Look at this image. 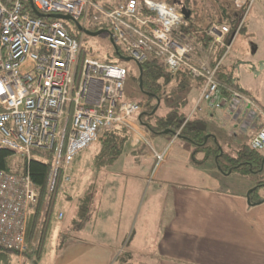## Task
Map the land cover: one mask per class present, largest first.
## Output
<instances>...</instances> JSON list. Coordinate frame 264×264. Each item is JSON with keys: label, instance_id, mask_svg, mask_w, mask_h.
Here are the masks:
<instances>
[{"label": "built area", "instance_id": "obj_1", "mask_svg": "<svg viewBox=\"0 0 264 264\" xmlns=\"http://www.w3.org/2000/svg\"><path fill=\"white\" fill-rule=\"evenodd\" d=\"M253 1L234 0L238 18L233 29L222 22L211 24L206 31L209 46L203 57L196 59L193 45L176 34L188 22L174 3L0 0V148L26 158L33 151L52 154V188L59 170L62 181H69L70 162L96 141L101 129H132L131 119L141 109L138 102L123 99L128 71L121 65L85 58L75 84L80 40L71 38L61 21L34 16L35 9L45 14L72 15L92 25H106L115 42L137 63L156 57L165 62L171 74L186 70L201 79L200 94L186 120L202 114L205 108L219 107L222 101L242 104L262 120L249 145L264 152V110L248 93L235 84L227 87L218 78L221 63L234 37L241 32L243 17ZM213 51L219 52V56L213 58ZM164 149L154 151L156 166L168 146ZM35 196L26 171L15 174L0 170V246L19 251L26 248L25 220ZM58 217H62L61 212Z\"/></svg>", "mask_w": 264, "mask_h": 264}, {"label": "crops", "instance_id": "obj_2", "mask_svg": "<svg viewBox=\"0 0 264 264\" xmlns=\"http://www.w3.org/2000/svg\"><path fill=\"white\" fill-rule=\"evenodd\" d=\"M237 13L238 11L235 9L233 15H235L236 19L238 18ZM230 37L231 33L226 36V40H229ZM253 48V51H255L256 45ZM224 75L231 77L232 82L238 88L255 99V96L248 89L241 88L233 80L231 73L225 74L222 70V76ZM173 80L172 82L176 83L175 86H177L176 91L190 94L188 106L190 112L200 94V82L193 81L190 83L191 81H188V85L185 84V87L181 88L178 80ZM231 103L228 100L220 103L219 107L223 108L225 112L223 113L224 117L228 118L230 123L238 117L242 118L239 120L240 122H235L234 125H231L233 128H229L228 131L223 132L222 126L217 127L215 125L218 120L216 108L212 110L205 108L202 114L198 116L205 122L207 139L211 138V143L218 140L226 142L227 148L233 147L230 144L238 136L237 133L235 134L231 131L235 127L243 133H249L246 136V140L243 141L247 142L248 137L255 134L258 127L262 124L261 120L256 129L249 131L248 126L252 124L251 121L257 115L242 104ZM262 109L264 110V108ZM131 121V127L134 128L135 132L134 130L132 131L133 128L121 126L126 129L128 135L117 138L120 143V152L111 160V163L103 164L99 162L102 142V140H99L97 142L99 144L94 143L95 147L92 144L85 149L87 152H79L70 162L71 164L67 170L70 172L71 180L76 174L82 175L81 173L86 172L88 169L96 171L93 176L95 178H97V175L99 177H112L117 183L115 177L122 175L123 170L119 171L111 167L122 156L123 147L128 143L127 148L134 149L137 142H139L134 138L136 137L135 135L143 134L144 136V134L149 133L140 126L139 120L137 122L132 117ZM160 135L162 134L153 135L155 138L151 140L158 147V152L165 150L164 148L169 145L167 143L170 140L166 142ZM178 146L180 148L179 152L173 153L171 152L172 150H169L175 149V147H168V152L165 154L163 161L157 166L158 174L156 175L155 186L160 196L156 200L149 199L145 207H142L141 213L139 210L141 221L137 227L136 223L131 230V225L127 226L126 230L131 232L128 237L126 232L124 234L126 235V250L123 251L129 252L138 262L140 261L139 264H264V200L260 204L257 203L262 198L257 201L253 200L252 191L249 196L250 204L246 201L247 192L250 188L255 187V184L253 186L249 185L251 187L242 188L241 182L244 179H241L240 176L232 178V173L234 172H220V169H217V166L215 167V162H209L208 157L203 161H195L192 159L193 147H189L186 144H179ZM77 156L81 158L78 167L73 163ZM236 173L240 175V173ZM73 174L75 175L73 176ZM106 183H108L107 179L103 181V185ZM93 184L94 182H90L85 185L84 190H79L77 196H75L76 199L78 200L79 196L90 187H92L94 197L96 192L94 193ZM164 184H167V188H165ZM106 186H102L101 200L98 198V206L101 209L102 207L105 209V214H111L114 217L117 211L116 208L106 204L109 199L120 200L121 193L124 190L118 185H112L111 188ZM261 187H264V185ZM172 188L175 192L174 194ZM132 190L138 192V188H133ZM125 191L128 192L127 189ZM58 205H61V198H59ZM98 206H94V211H97V209L100 211ZM119 212L120 210L117 211L118 215ZM91 220L90 235L94 232L97 223V219L94 216ZM121 239L118 241H122ZM109 251L108 249L104 264L112 263L113 259ZM91 254L93 258L91 257L87 262L89 264H97V260L102 257L101 255L104 252H93ZM140 254L148 255L145 263L140 260ZM65 257L62 256L59 259L61 264H68V262H65Z\"/></svg>", "mask_w": 264, "mask_h": 264}, {"label": "rangeland", "instance_id": "obj_3", "mask_svg": "<svg viewBox=\"0 0 264 264\" xmlns=\"http://www.w3.org/2000/svg\"><path fill=\"white\" fill-rule=\"evenodd\" d=\"M114 1V0H113ZM161 1V0H154ZM168 3L173 4V2H186L187 6L190 8L192 22H194L193 28L197 32L200 31V28L204 29L208 25V22L214 21L213 23H219V17L222 16L223 12L233 14L235 8L233 7L234 0H163ZM175 4V3H174ZM178 4V3H177ZM244 25L241 32H238L232 41L231 49L226 54L227 56L221 63V69L225 72V74L231 73L233 80L241 87L248 89L254 96L257 103L264 108V0H254L253 3L248 7L244 17ZM83 22V19L80 20ZM70 22V21H67ZM225 24V23H223ZM108 29V27H106ZM80 46L82 51V55H90L96 56L97 58H101L103 61L107 59L114 62L118 66H123L128 71V76L126 78L125 88H124V100H131L139 103H143L145 101L144 95L140 93H136L137 89V81L135 78L137 76V68L136 62L134 60L123 61L119 60L115 57L113 53V49L111 48V43L109 41V37L107 33H101L98 35L88 36L83 35L80 36ZM228 41V40H227ZM256 45V49L254 50V46ZM254 45V46H253ZM100 59V60H101ZM162 83V81L160 82ZM163 86V83L161 84ZM163 90L166 91L163 95V98L166 94H169V101H166V105L170 103L176 104L177 101L184 98L185 104L181 106V110L189 114L188 106H189V98L190 94L182 93L177 90V86H175L174 82H170L169 84L163 87ZM172 95V97L170 96ZM166 99V98H165ZM170 102V103H169ZM260 102V103H259ZM160 108V107H159ZM157 110L156 114L162 115L166 111V108ZM144 104L141 105L140 112L137 116L135 114L133 117L135 121L141 118V113L145 112ZM217 118L215 125L217 127L222 126V131H228V129H232L235 122H240L239 120L242 117L236 118L232 123L229 122V119L224 117L223 113L224 109L220 107H216ZM237 114V113H236ZM238 115V114H237ZM138 117V118H137ZM224 117V120H223ZM132 120V119H131ZM260 116H256L251 122L252 124L248 126L249 131H253L258 127L261 123ZM138 122V121H137ZM142 127V126H141ZM232 133H237L238 136L234 140L232 145L233 147L236 144L243 142L246 140L247 133H243L240 129L236 127L231 130ZM142 134V130H141ZM143 136V134H142ZM163 137L168 147L173 146L175 149H170L169 151L176 152L180 150L179 144H186L189 147L192 145L188 144L182 138H176L173 135L162 134L160 137ZM143 139L135 138L137 141V145L134 149H129L128 143L123 147L122 156L113 164L111 168L116 170H123V174L119 175L115 179L112 177H93L95 174L94 170H86V172L81 173L82 175L73 174L74 178L71 180V175L69 174V170H67V174L70 175L69 181L65 184L63 181L60 185L61 192L59 198H61V205L57 206V211L53 214V226L50 231V237L47 241V251L44 254V257L41 259V264H61L59 259L62 256L65 257V262L68 264H89L87 261L93 256L91 253L93 252H104L101 258L97 260V264H104V258L109 253L112 256V263L110 264H119L118 255L121 254V251H125V243L127 237L130 234V230L132 226L136 223L139 225L141 218L140 213L142 207H145L148 200L152 198L158 199L160 194L156 188V175L158 174L157 166L161 164V161L157 166V160L155 159L154 151H158V147L151 140L153 135L146 133L144 134ZM97 139L89 146L94 143L99 142ZM219 141V146L225 150L227 149L226 142L224 143L221 140ZM211 143V142H210ZM99 144V143H97ZM166 144V145H167ZM88 146V147H89ZM95 147L96 145H92ZM178 148V149H176ZM87 149V148H86ZM92 149V147H91ZM169 149V148H168ZM81 152H87L86 150H81ZM168 152V150H167ZM79 154V153H78ZM77 154V155H78ZM204 152H198L195 155V159L201 160ZM165 156V155H164ZM164 156L162 158H164ZM209 162L214 163L215 158L208 157ZM24 159L21 156L14 155V161L22 162ZM79 161L81 158L77 156L74 159L73 163L78 167ZM110 168V167H108ZM101 170V169H100ZM103 171V170H102ZM242 172V171H240ZM244 175V176H242ZM238 176L243 178L242 188H246L249 185L253 186L257 181L255 175L252 174H237L236 172L232 173V178H237ZM231 178V179H232ZM105 186L111 188L112 185H118L124 192L121 193L120 200L109 199L106 205H111L112 208H116L117 211L120 210L119 215L116 211L114 217L111 214H105V209L98 206V198L100 199L101 189L103 185V181H106ZM50 182V181H49ZM94 182L93 188H95V199L93 200V210L91 209V213L89 216V221L86 223H82L80 226H74L73 218L75 217L76 212V202L79 190H84L85 185ZM106 186V187H107ZM138 188V192L132 190L133 188ZM165 188H167V184H164ZM249 186V187H251ZM125 189L128 190L125 191ZM249 189V188H248ZM258 192L261 196L264 195V187H261ZM131 191V192H130ZM173 194L175 193L172 188ZM101 200V199H100ZM99 200V201H100ZM100 204V203H99ZM94 206H98L100 211H94ZM95 207V208H96ZM140 210V213H139ZM63 214V217L59 218V213ZM138 214V215H137ZM97 219V223L92 235H90V229L92 228V217ZM132 221V222H131ZM131 223V224H130ZM130 226V230H126L127 226ZM79 227V228H78ZM126 230V231H125ZM128 231V232H127ZM126 232V235H124ZM126 237V238H127ZM122 238V239H121ZM122 241H118V240ZM125 239V240H124ZM115 240V241H114ZM113 241V242H111ZM90 254H89V253ZM140 260L142 262H146L147 254H140ZM150 255V254H149ZM110 256V257H111ZM93 262V261H92ZM12 264H24V258L16 255L13 256ZM26 264V263H25Z\"/></svg>", "mask_w": 264, "mask_h": 264}, {"label": "trees", "instance_id": "obj_4", "mask_svg": "<svg viewBox=\"0 0 264 264\" xmlns=\"http://www.w3.org/2000/svg\"><path fill=\"white\" fill-rule=\"evenodd\" d=\"M175 5L179 9L183 7L188 13L186 17L188 24L185 27L178 28L176 34L186 37L187 41L193 45V54L196 59L203 57L202 55L206 52L210 40V37L207 35L206 31L214 21L208 22V25L204 27V29L200 28V31L196 33L193 28L194 22H192L191 11L186 2L184 1V3L181 2L180 4L175 3ZM236 21L235 15H229L226 12H223L222 16L219 17V22L228 25L230 30L233 29ZM99 26L103 27L105 30L107 29V26ZM68 33L69 36L80 40V36L76 33H73L70 30H68ZM117 48L119 49V52L125 56L123 49L119 46ZM112 49L115 55L114 48ZM82 51L83 50L81 49L77 60L76 79L79 73L78 70L84 57L86 56H81ZM211 55L213 58H216L219 56V52L213 51ZM104 62L115 64L114 62L108 60V58L104 59ZM139 65L141 66L142 70V85L140 89V81L138 80L140 71L136 65L138 70L137 76L135 78V81H137L136 93H149L147 96L144 95L146 100L143 101V103L138 102V104L142 106L144 104L145 107V112L141 113L142 116L139 119L142 123H145L143 129L145 128L152 135L162 134L161 132L167 130V133L174 135L180 129L177 137L182 138L189 145H192V159L196 161V153L203 151L204 154L202 159L198 161H203L207 157L215 158V167L219 166L220 172H226L231 169V172H238L240 174L250 173L255 175L257 181L255 182V189L252 192V198L256 201L261 198L264 199V195L259 196V190H257L264 184V152L256 151L251 147V145H249V141L252 136H254V134L248 137L247 142L238 144L236 147H229L225 150L222 148V146H219L218 141L210 143L212 141L211 138H208L207 141H205L204 137L206 136V125L204 124V120L198 117L199 114L192 115L188 120H186L189 114L187 115L181 110V106L186 103L185 99H180L176 104L169 102L170 104L166 105V101H169V96H167L169 94H166L163 98V95L166 92L163 90V87L174 81L173 79L178 80V84L181 88L185 87L184 85L187 84L188 81H191L190 83L193 81H199L201 85V79L193 77L186 70L179 71L176 74H171L168 69H166L163 60L156 57H152L150 60L142 62ZM218 78L220 82L227 87L234 84L231 77L226 75L222 76V69L219 70ZM161 81L163 86L161 85L162 83H160ZM222 92L226 93L224 90ZM170 96L172 97V95ZM155 97L159 98V104L157 103ZM163 107L166 108V111L162 113V115L156 114L158 108L163 109ZM152 111L154 112L152 113ZM124 135H128L126 129L117 126H114L110 129H105L98 135L97 139H102L101 153L99 156L100 161L98 160L99 162L103 164L111 163V160H113L120 152V143L117 138ZM14 155L16 154H14L11 150L0 148V170L15 174H21L22 172L26 171L31 179L32 188L35 190L36 200L34 203L30 204L27 209L28 213L25 220L26 224L24 232L26 248L23 251H19L17 249H9L4 246H0V264H12L13 256L16 255L24 258V264H41L40 261L47 251V241L50 237V231L53 226V214L59 204L58 195H60L61 192L60 185L62 183V171L59 170L56 173L57 176L51 188L49 182V173L53 165L52 154L49 152L42 154L33 151L32 157L29 159V161L24 159V161L22 160V162L17 163L14 161ZM91 188L92 187L81 194L77 200V211L75 217L72 219L75 227L89 221V216L92 209L91 206L94 199L93 190ZM118 257L119 264H139L140 262H138L137 259L129 252L122 251Z\"/></svg>", "mask_w": 264, "mask_h": 264}, {"label": "water", "instance_id": "obj_5", "mask_svg": "<svg viewBox=\"0 0 264 264\" xmlns=\"http://www.w3.org/2000/svg\"><path fill=\"white\" fill-rule=\"evenodd\" d=\"M173 3H176V2H173ZM178 4H180V2L178 1L177 2ZM180 11H182L183 12V14H184V16L185 17H187V15H188V13H187V11H185V9L183 8V7H181V9H180ZM33 13H34V15L37 17V16H40V17H52V18H55V19H62V20H66V21H73L74 22V24H75V27H77V30L79 31V32H81L82 34H85V35H88V36H95V35H98V34H101L102 32H104V30H96V31H94V32H92V31H90V30H88V29H86V28H84V27H82V26H80L79 25V23L77 22V21H75V20H73L72 19V17H70L69 15H65V14H61V13H59V14H48V15H43V14H41V13H39L37 10H33ZM109 31V30H108ZM110 37V36H109ZM110 42L112 43V46H113V48L115 49V52H116V55L118 56L119 55V52L117 51V48H116V46L114 45V42H113V39H112V37H110ZM118 58L119 59H122V60H124V61H130V59L129 58H127V57H123V56H118ZM137 65V67H138V70L140 71V74H139V77H138V80L140 81V83H139V88L141 89V85H142V81H141V76H142V70H141V66L137 63L136 64ZM154 111H152V113H153ZM139 119H140V117H139ZM167 132H168V130L167 131H163V132H161L162 134H167ZM207 139V136H205L204 137V140H206ZM217 169H219V166H217ZM231 172V169H229L226 173H230ZM225 173V174H226ZM264 185V184H263ZM255 189V187H252V188H250L249 189V191L247 192V194H246V201L248 202V204H250V202H249V196H250V193L253 191ZM263 200L264 199H261V200H259L257 203H261V202H263Z\"/></svg>", "mask_w": 264, "mask_h": 264}, {"label": "bare ground", "instance_id": "obj_6", "mask_svg": "<svg viewBox=\"0 0 264 264\" xmlns=\"http://www.w3.org/2000/svg\"><path fill=\"white\" fill-rule=\"evenodd\" d=\"M35 10V9H34ZM38 11V10H37ZM39 13H41V14H43V15H48V14H52V13H48V14H45V13H43V12H40V11H38ZM182 12V11H181ZM32 14L34 15V13H33V11H32ZM182 14H183V12H182ZM28 15H30V16H32L31 14H28ZM184 15V14H183ZM35 16V15H34ZM70 16V15H69ZM37 17H39V18H42V19H54V20H58V21H61L62 23H64L63 21H66V20H62V19H55V18H52V17H40V16H37ZM70 17H72V19L73 20H75V21H77L78 23H79V25L80 26H82V27H84V28H86V29H88V30H90V31H92V32H94V31H96V30H104V32H102V33H107L108 34V37L110 36V37H112V35H111V33H110V31H108V29H104L103 27H101V26H99V25H92L89 21H83V22H81L80 20L81 19H75L72 15L70 16ZM70 21V20H69ZM70 22H72V23H74L72 20L70 21ZM74 26H75V24H74ZM106 26V25H105ZM77 28V27H76ZM81 33V32H80ZM71 37V36H70ZM110 37H109V41H110ZM72 38V37H71ZM74 38V37H73ZM231 38V37H230ZM75 39H77V38H75ZM112 39H113V42H114V45L116 46V48L119 46L120 48H122L121 46H120V44L119 43H116L115 42V39H114V37H112ZM78 40V39H77ZM111 43V42H110ZM111 45H112V43H111ZM112 48H113V46H112ZM123 49V51L125 52V50H124V48H122ZM114 51H115V49H114ZM117 51L119 52V49L117 48ZM115 55H116V52H115ZM119 55L120 56H123V57H127V58H129L130 60L132 59V57L131 56H128V54L125 52V56L124 55H122L120 52H119ZM118 55V56H119ZM78 56H79V53L77 54V57H76V61L78 60ZM118 56L116 55V57L118 58ZM85 58H93V59H97V60H100L99 58H97L96 56L94 57V56H90V55H86L85 57H84V59ZM84 59H83V61H82V63L84 62ZM119 59V58H118ZM122 60V59H121ZM132 60H134V59H132ZM124 61V60H123ZM135 61V60H134ZM78 62V61H77ZM136 62V61H135ZM164 64H165V62H163ZM136 64H137V62H136ZM139 64V63H138ZM74 83L75 84H77V79H74ZM155 99L157 100V103L159 104V98H157V97H155ZM133 99H131V100H126V101H132ZM137 113V112H136ZM135 113V114H136ZM139 120V119H138ZM139 124H140V126H142V127H144V125H145V123H142L140 120H139ZM110 128H113V127H110ZM110 128H108V129H110ZM103 130H105V129H101L100 130V132L101 131H103ZM100 132H99V134H100ZM255 134H256V132H255ZM254 134V135H255ZM136 137H134V138H138V139H140L142 136L141 135H135ZM14 154H16V153H14ZM17 156H21L23 159H25L26 161H29V159L32 157V152H31V156L29 157V158H26V157H24V156H22L21 154L19 155V154H16Z\"/></svg>", "mask_w": 264, "mask_h": 264}, {"label": "flooded vegetation", "instance_id": "obj_7", "mask_svg": "<svg viewBox=\"0 0 264 264\" xmlns=\"http://www.w3.org/2000/svg\"><path fill=\"white\" fill-rule=\"evenodd\" d=\"M64 25H65V27H67L71 32L76 33V34L79 35V36H83V34L80 33V32L77 30V28L74 26V23L65 21V22H64ZM147 94H149V93L144 92L142 95H146V96H147ZM139 112H140V111H138V112L135 114V116H137ZM137 118H138V117H137Z\"/></svg>", "mask_w": 264, "mask_h": 264}]
</instances>
